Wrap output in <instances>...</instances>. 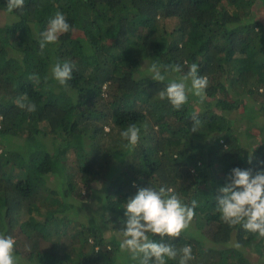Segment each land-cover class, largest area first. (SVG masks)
I'll return each instance as SVG.
<instances>
[{
	"label": "trees",
	"instance_id": "16d2710c",
	"mask_svg": "<svg viewBox=\"0 0 264 264\" xmlns=\"http://www.w3.org/2000/svg\"><path fill=\"white\" fill-rule=\"evenodd\" d=\"M255 2L25 0L12 11L0 25V234L15 239L18 264H139L121 251L120 232L127 199L149 186L197 201L189 227L163 240L190 245L189 264H264V238L215 211L233 168L264 169V136L250 146L241 133L251 125L233 116L254 101L264 118ZM57 12L71 30L41 54L40 34ZM58 62L74 65L67 85L52 76ZM154 62L184 72L197 63L205 100L189 95L179 110L161 100L169 81L151 78ZM25 93L36 111L14 103ZM133 123L140 139L130 148L120 133ZM24 136L47 142L33 147Z\"/></svg>",
	"mask_w": 264,
	"mask_h": 264
},
{
	"label": "clouds",
	"instance_id": "9594fccd",
	"mask_svg": "<svg viewBox=\"0 0 264 264\" xmlns=\"http://www.w3.org/2000/svg\"><path fill=\"white\" fill-rule=\"evenodd\" d=\"M24 4L25 0H7L6 6L12 12L23 8ZM70 30L71 25L64 14L57 12L49 20L47 29L40 34V53L43 54L47 45L57 43L60 36ZM73 68L74 65L68 62H58L52 68V76L59 84L67 85L73 79ZM198 69L197 63H192L188 71L184 72L179 64L162 65L154 62L148 67V72L157 82L168 79L169 82L159 92V97L161 100L167 99L174 109L179 110L188 102L190 93L199 97L201 103L206 98L209 81L207 76L199 74ZM173 73L179 75L169 79ZM28 79L38 77L30 74ZM27 100L25 93L17 97L14 103L29 112L36 111V105L28 103ZM191 119V131L197 132L201 122L195 113ZM120 135L128 141L130 148H134L139 143L140 129L133 123ZM219 191L222 195L216 198L215 211L220 213L222 222L230 227L242 225L244 230L264 238V169L253 175L251 169L233 168L228 183ZM197 206L196 200L191 202V206L182 202L170 187L161 186L158 190L151 186L140 188L133 197L127 199L124 207L127 220L120 232L121 251L129 252L131 258L138 260L139 264H167L168 260L177 259L178 264H189L194 259L190 245L177 249L163 240L165 237L179 238L193 220ZM150 234L158 235L160 240L150 238ZM15 244L16 241L11 235L0 234V264H18Z\"/></svg>",
	"mask_w": 264,
	"mask_h": 264
},
{
	"label": "rangeland",
	"instance_id": "374dc122",
	"mask_svg": "<svg viewBox=\"0 0 264 264\" xmlns=\"http://www.w3.org/2000/svg\"><path fill=\"white\" fill-rule=\"evenodd\" d=\"M254 8H255V12H257V14L260 15V17H264L263 16V11H264V1L263 0H256ZM14 17L15 16L12 12L0 10V25H3L7 22H12L14 20ZM189 95L193 99L197 98L196 96H194L191 93ZM255 104H256V102L250 101L245 106L239 108V110H238L239 114L238 113L233 114L234 117L238 118L237 124H240V123L244 124L246 122L245 126L251 125L250 131H247V133H241L244 140H247V139L249 140L248 144L250 146L253 145V142H252L253 140L264 136V130L261 129V128H263L261 124L264 122V118L260 114L259 109L255 106ZM230 115H231V113L229 114V116ZM243 116H244V118H242ZM258 124H260V125H258ZM26 137H29V136L22 137V141H24V139ZM36 141L37 140H35L33 137L25 139V142H31L30 144L33 147H41L43 145H46V142H47L45 140L41 141V142H36ZM0 150H1V148H0ZM83 191H85V190H83ZM94 198H96V196H94ZM93 201H95V199ZM260 263H262V262H260Z\"/></svg>",
	"mask_w": 264,
	"mask_h": 264
}]
</instances>
